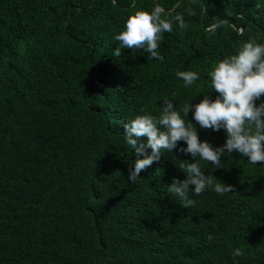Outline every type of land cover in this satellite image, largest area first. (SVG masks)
I'll list each match as a JSON object with an SVG mask.
<instances>
[{
  "label": "trees",
  "instance_id": "trees-1",
  "mask_svg": "<svg viewBox=\"0 0 264 264\" xmlns=\"http://www.w3.org/2000/svg\"><path fill=\"white\" fill-rule=\"evenodd\" d=\"M161 2L198 13L164 33L163 62L131 48L114 55L130 0H0V264H264V162L225 154V167L204 171L232 192L207 190L190 208L167 193L190 154L165 152L127 180L137 158L127 120L158 115L172 92L177 106L199 102L217 58L249 36L264 40L258 0ZM213 16L229 24L209 36ZM188 68L201 71L191 88L175 76ZM188 118L200 139L224 143L223 129ZM236 247L244 254L234 258Z\"/></svg>",
  "mask_w": 264,
  "mask_h": 264
},
{
  "label": "clouds",
  "instance_id": "clouds-1",
  "mask_svg": "<svg viewBox=\"0 0 264 264\" xmlns=\"http://www.w3.org/2000/svg\"><path fill=\"white\" fill-rule=\"evenodd\" d=\"M180 2L182 0H178V5ZM112 3L116 4V0H112ZM262 6L264 0H258L256 7ZM129 8L133 11L125 18L122 30L113 37L119 42L114 55H119L121 49L131 48L134 52L141 50L147 53L148 58L160 62L165 60L160 50L164 33H172L174 25L188 29L189 22L185 15H198L191 6L187 7L186 13L165 8L161 0H156L150 10L137 7V0H130ZM228 24L226 19L213 16L212 22L206 24L204 30L209 36H215L219 29ZM232 27L239 35H244L243 28ZM175 76L183 81L185 88H191L201 79V71L178 69ZM207 76L209 84L199 102L190 103L198 93L177 106L174 99L177 93L172 92L170 97L165 96L161 100L163 103L158 115L142 109L141 113L124 124L126 143L137 154V158L130 163L127 176V180L133 184L140 178L141 171L159 161L163 153L175 149L191 155L192 161L184 159L178 164L186 177H173L171 183L167 184V193L178 198L186 208L196 204L193 196L207 190L218 195L232 192V185L204 171L205 168L225 167V154L238 152L247 157V162L252 165L264 162V40L256 36L240 40L235 52L216 59L214 66L207 70ZM212 91L217 93L215 98L208 94ZM189 112L200 128L213 131L223 129L224 143L213 146L209 141L200 139L196 125L188 118ZM140 137H146V140L140 141ZM180 141L185 144H180ZM201 161L207 167L202 168ZM243 254L240 247L233 249L234 258Z\"/></svg>",
  "mask_w": 264,
  "mask_h": 264
}]
</instances>
